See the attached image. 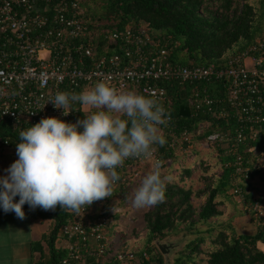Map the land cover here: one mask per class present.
Returning <instances> with one entry per match:
<instances>
[{"label":"built area","instance_id":"built-area-1","mask_svg":"<svg viewBox=\"0 0 264 264\" xmlns=\"http://www.w3.org/2000/svg\"><path fill=\"white\" fill-rule=\"evenodd\" d=\"M84 0H0V128L19 134L43 117L56 116L67 122L84 118L79 104L63 115L50 102L58 91L80 92L104 80L118 91L135 90L155 98L169 113L167 90L161 81H176L189 86L192 114H207L233 120L226 130L209 131L197 139L205 147L226 142L231 157V193L264 226V197H246V185L255 168L264 172V151L256 144L242 148L245 140L264 135V24L261 33L242 52L225 65L214 63L189 65L174 61L167 41L155 37V30L141 22L100 32L110 53L96 55L98 33L90 31ZM221 81L223 95L212 96L208 83ZM199 122V130L209 125ZM161 133L172 134L167 146L190 151L191 131L178 128L170 115ZM10 145L8 135L0 137V152ZM253 152L252 156L244 152ZM172 159V158H170ZM154 146L150 156L130 158L117 169V185L140 183L157 161L161 172L167 167ZM110 197L95 201L79 215L70 213L58 232L68 240L61 264L82 259L94 243L97 255L134 264L139 260L132 249L111 248L108 231L122 213L120 204L109 203ZM0 210H3L0 208ZM148 254L143 251L142 254Z\"/></svg>","mask_w":264,"mask_h":264},{"label":"trees","instance_id":"trees-1","mask_svg":"<svg viewBox=\"0 0 264 264\" xmlns=\"http://www.w3.org/2000/svg\"><path fill=\"white\" fill-rule=\"evenodd\" d=\"M83 5L89 17L90 31L98 33L101 44L100 32L118 29L128 23L137 26L144 22L155 30V37L167 41L172 60L189 65L211 62L225 65L255 40L264 24V0H84ZM161 83L167 90L168 110L177 122V132L186 127L197 139H201L209 131H224L232 127V119L226 121L207 114H192L188 85L176 81ZM208 90L212 96L224 93L221 81L208 83ZM205 120L210 122L209 125L199 130V122ZM2 135L9 136L11 145L19 142L16 132L0 128V137ZM163 135L167 142L172 137L167 131ZM167 142L163 146L158 145V152L164 160L173 157ZM254 144L259 152L264 151V135L257 139L247 138L242 148ZM211 145L222 165L221 174L205 178L204 187L198 189L190 184L166 182L164 201L142 213L146 243L145 249L134 250L139 258L134 264H151V261L164 264L154 239L165 235L183 238L180 247L172 253L169 264H264V249L260 247V243H264L263 225L258 224L254 232L241 233L236 231L230 220L217 219L223 213L219 205L224 197L229 196L228 190L232 186L231 169L224 164L231 154L226 142L220 145L213 142ZM244 153L248 156L254 154L249 151ZM183 170L187 174L190 172L188 166ZM255 173L264 175L260 167L255 168L252 175ZM134 185L132 182L125 186L117 185L113 187V192L122 191L126 197ZM201 193L204 198L197 208L193 199ZM250 196V193L246 194L247 198ZM24 208L35 217L53 219L49 232L43 235L45 244L41 240L32 243V250L36 253L33 264H61L66 249L56 246L54 241L60 224L69 220L70 213L59 206L54 211L39 207L32 210L27 204ZM245 211L247 209L239 210ZM120 249L130 248L123 246ZM143 251L148 254L147 257L142 255ZM81 261L86 264H118L105 254L97 255L94 244L83 254Z\"/></svg>","mask_w":264,"mask_h":264},{"label":"clouds","instance_id":"clouds-1","mask_svg":"<svg viewBox=\"0 0 264 264\" xmlns=\"http://www.w3.org/2000/svg\"><path fill=\"white\" fill-rule=\"evenodd\" d=\"M50 102L67 116L79 104L84 118L67 122L56 116L19 131L16 159L0 176V208L25 218L24 205L48 211L57 206L77 215L95 201L111 197L126 160L150 156L166 144L161 125L170 113L157 99L135 90L118 91L104 80L80 92L58 91ZM161 162L129 198L135 208L165 199ZM16 197H19L16 200Z\"/></svg>","mask_w":264,"mask_h":264},{"label":"rangeland","instance_id":"rangeland-1","mask_svg":"<svg viewBox=\"0 0 264 264\" xmlns=\"http://www.w3.org/2000/svg\"><path fill=\"white\" fill-rule=\"evenodd\" d=\"M191 138L193 141V149L190 151L175 149L173 151V157L168 163H166L167 167L164 169L163 173L165 176L171 177L172 183H177L179 185L190 184L194 189H198L204 187L205 178H213L221 174L222 165L217 159L215 154L216 151L212 145L208 147L201 145L192 132ZM186 166L190 168L189 174L183 170ZM139 184L140 183H135L131 188L129 195L126 197H124L122 191L118 190L112 193L111 199L109 200V203L120 204L123 207V213L117 216L114 225L115 228H118L119 236L116 240H113V244L111 245V248L113 249L120 248L119 245L121 244H125V247L132 250H138L141 247L145 249L146 232L142 213L149 207L140 209L135 208L129 199L133 190L138 187ZM228 195V197L223 198V203L219 205V207L222 208L223 213L218 216L217 219L230 220L237 231L249 232L250 229L248 228V225L251 221L248 219V216L245 217V213L249 211L239 212V210H243L245 207L235 198L230 190H228ZM203 198L204 195L201 193L199 197L193 199L197 208H199ZM237 216H242L241 220L238 223H233V219ZM111 238H114L113 235ZM262 248L264 249V244ZM119 264L129 263L119 262ZM151 264H156V262L151 261Z\"/></svg>","mask_w":264,"mask_h":264},{"label":"crops","instance_id":"crops-1","mask_svg":"<svg viewBox=\"0 0 264 264\" xmlns=\"http://www.w3.org/2000/svg\"><path fill=\"white\" fill-rule=\"evenodd\" d=\"M102 43L103 44L98 42L96 55L113 51L112 49H106L105 40H102ZM100 44L102 45L101 52L99 50ZM16 159H18L16 145L10 144L0 152V176L6 175L4 170L7 169ZM246 189L248 190V193H251L252 191L253 195L264 197V175H258L255 173L250 179V184L246 186ZM24 212L25 218L20 219L16 217L14 212L5 213L3 210H0V264H33L36 253L32 250V243L41 240L42 243L45 244L43 235L49 232L53 225V219L51 217H35L27 208H24ZM247 213H245V217L248 216V219L251 221L248 225L250 230L249 232L241 233L254 232L259 224L257 219L251 213ZM241 218L242 216L235 217L233 223H238ZM114 225L108 231L111 245L113 244V240H116L119 236L118 228H115ZM56 234L54 241L55 245L67 249L68 240L66 237L62 236L58 231ZM112 235L114 238H111ZM263 244L264 243H260V247H262ZM119 246L122 248L125 245L121 244ZM81 260L82 259L76 260L74 264H86Z\"/></svg>","mask_w":264,"mask_h":264},{"label":"water","instance_id":"water-1","mask_svg":"<svg viewBox=\"0 0 264 264\" xmlns=\"http://www.w3.org/2000/svg\"><path fill=\"white\" fill-rule=\"evenodd\" d=\"M183 238L180 236L165 235L154 239V244L163 255L164 264H169L172 253L180 247Z\"/></svg>","mask_w":264,"mask_h":264}]
</instances>
